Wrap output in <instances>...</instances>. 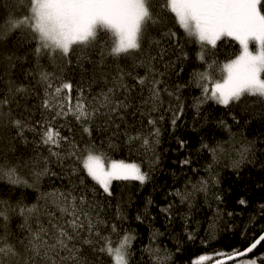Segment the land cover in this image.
<instances>
[{
    "label": "snow or ice",
    "instance_id": "snow-or-ice-1",
    "mask_svg": "<svg viewBox=\"0 0 264 264\" xmlns=\"http://www.w3.org/2000/svg\"><path fill=\"white\" fill-rule=\"evenodd\" d=\"M20 3L23 4L24 0H20ZM165 13L171 14L186 36L199 45L197 58L206 65L205 70L193 74V83L202 89L197 108L208 100L227 107L238 103L245 95L264 100V0H162L159 9L153 8L152 0H28V14L19 18L10 17L8 23L10 31H26L35 41L38 83L45 85L44 99L40 105L44 112L40 120H34V114L27 107L25 113L28 115L21 113L20 118L13 115L10 105L15 103L17 107L20 106L17 96L26 100L31 93L28 86L17 85L13 88L14 82L9 81L8 92L0 99V118H6V123L15 128L16 137L23 143H28L26 132L34 133L39 136V144L46 146L50 156L58 162L74 158L82 167L70 169L69 176L78 177L76 183L70 181L67 189L41 197L46 204L52 205L44 210L47 224L40 218L39 204L13 207L0 201V221L3 222L0 224L3 230L0 234V264H5L6 257H11L15 264H102V255L109 257L112 264H130L135 236L125 231L113 246L111 236L118 232L117 226L109 224L102 216L103 208L96 199V187L89 188L79 173H86L108 197L113 195V181L130 179L143 184L149 179V173L142 171L140 164L111 159L105 152L97 151L94 142H90L84 149L85 154L81 155L79 144L74 138L63 135L61 129L64 125L56 126L55 121L61 118L67 120L72 116L89 138L97 129L107 131L114 128L116 131L112 135L115 136L121 128V123L116 121L124 122L128 110L134 109L133 115L138 113L141 117H147L150 129L147 132H132L128 129L135 125L125 124L122 134L128 144L139 142L145 151H151L153 159L158 162L155 145L159 143L160 129L157 123L164 116L153 114L160 112L164 93L175 95L164 79L171 61H165L169 49L163 46V42L176 40L177 37L171 29L164 30L163 25L167 20ZM150 26H160L158 37L150 35ZM102 34L106 38L103 41L100 39ZM223 40L235 41L239 45V52L217 67V62L212 59V50ZM106 45L109 46L107 52ZM253 45L254 48L251 47ZM97 46L99 59L93 62L88 52ZM137 53L140 58L134 60L132 67L143 68V75H133L132 71L117 65L116 73L109 80V74L103 71L106 56L119 58ZM73 54L81 72V79L75 85L71 79H64L65 67L57 63L59 59L70 66ZM41 56H47L54 71L49 72L40 64ZM181 56L187 58L182 49ZM85 62L94 63L100 69L99 79L95 72L88 75ZM157 63L163 71L157 67ZM57 68L60 75L56 74ZM213 69L218 70V79L213 77ZM129 77L135 84L128 83ZM98 83L106 87L93 95V86ZM74 87L77 93L75 100L72 96ZM137 88L140 89L138 95L142 97L138 105L133 102L132 96ZM145 92L147 97L143 98ZM175 98L180 99L179 96ZM6 107L8 111L4 112ZM178 111L182 114L183 107ZM178 118L174 111L173 126ZM180 143L183 146V141ZM109 147L114 145L109 143ZM204 147L209 148L208 145ZM209 151L214 157L217 154V148H209ZM182 163L189 164L190 160L185 159ZM49 175L56 176L57 173L47 167V161L40 171L32 172L34 182ZM0 176L13 184L31 186L27 180L21 179L12 165L5 167L0 164ZM193 187L195 191L207 193L208 182L202 180ZM175 195L184 202L190 199L192 193L177 191ZM216 199L220 197L217 195ZM239 202L246 203L243 199ZM11 213L23 217L20 225L22 235L15 243L7 241V224ZM117 216L123 217V213L118 210ZM262 241L264 234L244 251L231 253V257L246 256ZM147 250L155 257V264H169L171 253L159 248L149 247ZM208 258L201 255L193 264H203ZM240 264H257V260L244 259Z\"/></svg>",
    "mask_w": 264,
    "mask_h": 264
},
{
    "label": "trees",
    "instance_id": "trees-1",
    "mask_svg": "<svg viewBox=\"0 0 264 264\" xmlns=\"http://www.w3.org/2000/svg\"><path fill=\"white\" fill-rule=\"evenodd\" d=\"M161 2L162 0H152L153 8L159 9ZM27 14L28 0H24L23 4L20 0H0V99L8 92L9 81L14 82L13 88L17 85L28 86L31 94L27 99L21 100L17 96L20 106L12 103L10 107L17 118H20L21 113L28 115L25 113L27 107L34 114V120H40L41 113L44 112L40 105L44 99L45 85L38 83L35 41L30 39L26 31H10L8 23L10 17L19 18ZM165 16L167 20L163 25L164 30L171 29L177 37L176 40L163 42V46L169 49L165 61H171L164 79L175 95L164 93L160 112L153 114L157 117L164 116L157 123L160 129L159 143L155 145L158 162L153 159L151 151H145L139 142L128 144L122 134L125 124L135 125L128 129L132 132H147L150 129L147 117H141L138 113L133 115L134 109L128 110L124 122L116 121L121 123V128L115 136L112 132L116 130L110 128L107 131L97 129L89 138L72 116L67 120L58 119L55 125H64L62 134L75 139L80 146L81 155L85 154L86 146L94 142L97 151L105 152L111 159L140 164L142 171L149 173V179L143 184L136 180L114 181L111 184V197L103 194L102 189L86 173H79L89 188L96 187V199L103 208L102 216L109 224L117 226L118 232L111 236L113 246L125 231L135 236L130 264H155V257L147 250L149 247L171 253L169 264H193L201 255L209 257L203 264H214L231 257L234 251H244L264 234V100L245 95L238 103L227 107L208 100L197 108L202 89L193 83V74L205 70L206 65L197 58L199 45L186 36L171 14L165 13ZM159 32L160 26H150L151 36L158 37ZM100 39L103 41L106 38L102 34ZM181 49L187 54V58L181 56ZM108 50L109 46L106 45L105 52ZM152 50L155 52V47ZM98 52V46L89 50L88 55L93 62L99 59ZM238 52L239 45L235 41L223 40L212 50V59L217 62L218 67ZM8 57L12 59L9 60ZM70 58V66L64 65L59 59L57 63L65 67L64 79H71L75 85L81 79V72L75 54ZM138 58L139 53L119 58L106 56L103 71L109 74V80L116 73L117 65L132 71L133 75H143V68L132 67L134 60ZM40 64L49 72L54 71L47 56H41ZM84 67L89 70V76L95 72L99 79L100 69L94 63L85 62ZM157 67L164 70L159 63ZM55 71L60 75L58 68ZM219 75L218 70L213 69V77L218 79ZM128 83L135 84V81L129 77ZM104 87L103 83L95 84L92 94ZM139 91L137 88L132 92L133 102L137 105L142 99L138 95ZM76 94L74 87V100ZM176 96L180 99L177 100ZM146 97L147 92L143 98ZM181 106L182 114L178 111ZM3 111L7 112L8 108ZM174 111L179 115L175 126L171 123ZM15 133V128L6 123V118H0V164L5 167L15 166L21 179L27 180L31 186L13 184L0 176V201L13 207L39 204L40 218L47 224L44 210L52 205L46 204L41 197L56 190L67 189L70 181L76 183L78 177H70V169L82 166L74 158L58 162L50 156L46 146L39 144V136L34 133H25L27 144L16 137ZM109 143L114 147L110 148ZM204 145L217 148L215 157ZM185 159L190 160V163L183 164ZM45 161L47 167L57 175L42 176L39 181L34 182L32 172L40 171L45 166ZM202 180L208 182L207 193L194 190L193 186ZM177 191L192 195L190 199L181 202L180 197L175 195ZM217 195L219 200L216 199ZM241 199L246 203L241 204ZM164 209L168 211H163ZM118 210L123 213V217L117 216ZM22 223L23 217L11 213L7 224L9 243H15L22 235ZM2 231L0 229V234ZM245 259H255L257 264H264V241ZM101 261L102 264H112L105 255L101 256ZM240 261L233 264H240ZM5 264H15V261L6 257Z\"/></svg>",
    "mask_w": 264,
    "mask_h": 264
},
{
    "label": "water",
    "instance_id": "water-1",
    "mask_svg": "<svg viewBox=\"0 0 264 264\" xmlns=\"http://www.w3.org/2000/svg\"><path fill=\"white\" fill-rule=\"evenodd\" d=\"M262 243H263V241L261 242V244H262ZM261 244H260V245H261ZM260 245H258L257 248H258ZM257 248L254 249L253 252H251V253H247L246 256H243V257H241V256H237V257H235V258H233V257H228V258H225V259L220 260L219 262H221V264H233V263H235V262H237V261H240V260H242V259H245V258L249 257L252 253H254V252L257 250ZM214 264H217V263H214Z\"/></svg>",
    "mask_w": 264,
    "mask_h": 264
},
{
    "label": "rangeland",
    "instance_id": "rangeland-1",
    "mask_svg": "<svg viewBox=\"0 0 264 264\" xmlns=\"http://www.w3.org/2000/svg\"><path fill=\"white\" fill-rule=\"evenodd\" d=\"M251 47H253V48H254V45H253V46H251ZM105 164L107 165V163H105ZM129 180H130V179H129ZM115 181H116V180H115ZM113 182H114V181H113ZM113 182H112V183H113ZM204 262H205V261H203V263H204Z\"/></svg>",
    "mask_w": 264,
    "mask_h": 264
}]
</instances>
